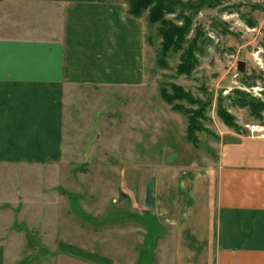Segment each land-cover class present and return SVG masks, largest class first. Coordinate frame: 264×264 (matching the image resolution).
<instances>
[{
    "label": "crops",
    "instance_id": "obj_1",
    "mask_svg": "<svg viewBox=\"0 0 264 264\" xmlns=\"http://www.w3.org/2000/svg\"><path fill=\"white\" fill-rule=\"evenodd\" d=\"M146 50L144 21L123 0H0V264H264V137L247 129L228 131L234 137L203 166L126 164L123 228H69L65 199L43 198L53 213L43 218L42 245L19 254L35 234L16 227L18 214L31 215L28 204L42 197L25 201L6 173L58 183L68 95L143 88Z\"/></svg>",
    "mask_w": 264,
    "mask_h": 264
},
{
    "label": "rangeland",
    "instance_id": "obj_2",
    "mask_svg": "<svg viewBox=\"0 0 264 264\" xmlns=\"http://www.w3.org/2000/svg\"><path fill=\"white\" fill-rule=\"evenodd\" d=\"M216 1V5L204 6L194 16L193 32L199 25L203 32L201 38L209 39L211 43L203 47L204 53L198 55V64L191 74L176 72L179 52L168 55L166 68L157 65L155 57L160 38L155 34L154 25L144 23L146 35L155 34V37L152 44L146 43L148 78L143 88L83 86L68 95L62 161L66 169H62V174L56 172L60 177L58 183L48 184L51 179L36 178L25 169L6 173L9 175L5 181H17L21 189L24 188L21 195L25 201L29 195L42 197V203L38 204L34 197L31 200L34 202L28 204L31 215L28 212L18 214L16 227L35 234L25 236L19 254L33 253L34 247L42 245L41 231L47 228L43 227L44 220L53 213L43 198L65 199L68 204L64 214L68 217L69 228L78 225L82 231H108L114 224L123 228L124 197L119 194L118 183L126 164L147 161L155 165L203 166L214 161L222 143L234 137L227 132H241L221 120L217 114L219 105L235 116V123L240 128H244L245 122L258 120L250 115L248 107L234 103L238 94L233 90L240 86L245 95L264 100V0ZM247 21L255 25L251 26ZM239 60L245 62L243 73L236 70ZM172 83L181 85L195 100L193 103L180 101L184 109L194 111L199 108L197 101L209 102L197 118L199 130L194 133L193 143L185 138L186 115L173 111L159 96L158 84L169 90ZM261 115L264 119V113ZM76 196L80 205L77 212L74 210L77 201L73 199ZM113 199L116 202H112ZM70 200H73L74 208L69 204ZM28 206L21 204L20 207ZM60 206L64 207L63 204ZM34 210L41 215L35 220L32 218ZM114 214L120 218H109L108 215ZM130 218L136 226L135 218ZM61 221H64L63 216ZM35 231L40 234L36 235Z\"/></svg>",
    "mask_w": 264,
    "mask_h": 264
},
{
    "label": "trees",
    "instance_id": "obj_3",
    "mask_svg": "<svg viewBox=\"0 0 264 264\" xmlns=\"http://www.w3.org/2000/svg\"><path fill=\"white\" fill-rule=\"evenodd\" d=\"M127 5V11L134 17L142 18L145 25L155 26V34L160 38L156 50V63L162 68L167 67V57L170 53H177L178 63L176 72L178 74L189 75L198 64V55L204 53L203 47L211 43V40L201 38L203 32L198 25L196 32H193L192 23L194 16L204 6L217 4L214 0H123ZM214 2V4H213ZM247 23H249L247 21ZM254 26V22L249 23ZM146 28V27H145ZM192 33L194 34L192 36ZM155 34L145 33L146 43L152 44ZM233 92L238 94L234 103L239 107H248L250 115L256 119H262L264 113V100L245 95L244 91L234 88ZM158 93L163 101L170 105L173 111L186 115L185 138L192 143L195 141V132L199 130L197 118L201 116L204 108L209 104L208 101L200 102L198 109L194 111L186 110L180 101L193 103L190 92L185 91L181 85L172 83L167 90L162 84H158ZM217 114L221 120L235 131L244 132L245 128L236 125V118L227 109L218 106Z\"/></svg>",
    "mask_w": 264,
    "mask_h": 264
},
{
    "label": "built area",
    "instance_id": "obj_4",
    "mask_svg": "<svg viewBox=\"0 0 264 264\" xmlns=\"http://www.w3.org/2000/svg\"><path fill=\"white\" fill-rule=\"evenodd\" d=\"M238 88H241L238 86ZM257 89L254 88V91ZM245 129L248 130V135L251 137H264V119H258L250 123H243Z\"/></svg>",
    "mask_w": 264,
    "mask_h": 264
},
{
    "label": "water",
    "instance_id": "obj_5",
    "mask_svg": "<svg viewBox=\"0 0 264 264\" xmlns=\"http://www.w3.org/2000/svg\"><path fill=\"white\" fill-rule=\"evenodd\" d=\"M236 70L238 73H243L245 71V62L242 60H239L237 62Z\"/></svg>",
    "mask_w": 264,
    "mask_h": 264
}]
</instances>
